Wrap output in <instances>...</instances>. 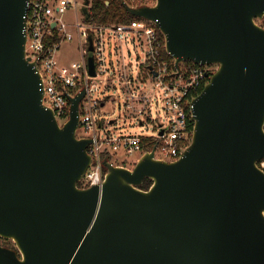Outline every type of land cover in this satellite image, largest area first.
<instances>
[{
  "label": "water",
  "instance_id": "obj_1",
  "mask_svg": "<svg viewBox=\"0 0 264 264\" xmlns=\"http://www.w3.org/2000/svg\"><path fill=\"white\" fill-rule=\"evenodd\" d=\"M28 2L0 0V238L15 246L0 243V264H264V0L127 7L157 24L177 70L218 68L193 101L181 159L154 148L133 168L106 160L91 188L78 185L93 164V140L77 137L86 91L68 97L62 125L44 104ZM88 64L96 76L92 54Z\"/></svg>",
  "mask_w": 264,
  "mask_h": 264
},
{
  "label": "built area",
  "instance_id": "obj_2",
  "mask_svg": "<svg viewBox=\"0 0 264 264\" xmlns=\"http://www.w3.org/2000/svg\"><path fill=\"white\" fill-rule=\"evenodd\" d=\"M94 1L97 0H29L26 17V58L35 62L41 73L45 93L43 102L55 111L59 123H66L70 118L68 97L86 91L80 105V128L89 134L87 138L93 140L88 148L93 164L83 178V188L102 187L106 174L104 161L108 160L105 157L111 158L108 161L115 165L112 158L119 152L130 158L139 154L138 161L155 148L156 159L166 162L181 159L193 140V101L208 84L207 75L215 73L211 71L213 66H188L184 63L177 70L175 61L173 68L172 62L165 55V37L155 22L136 17L128 24L99 23L92 19ZM99 1L108 7L117 0ZM122 2L130 8L153 7L157 4V0ZM84 8L89 11V20L83 13ZM257 23L264 28V19L257 20ZM110 32L115 35L121 47L128 44L136 47L138 44L145 49L146 63L142 65L138 77L144 87L134 88L137 81L125 73H119V79L127 89L125 108L137 117L142 127L146 121H150L153 108L159 107L157 95L160 96L168 121L160 124L153 136H112L104 130L103 122L96 118L104 102L94 94L100 93L102 88L112 87L116 72L111 71L114 44L107 41ZM76 34L81 62L62 65L59 57L61 46L74 41ZM56 36L61 40L49 43ZM90 37L94 45L92 53L89 52ZM91 54L95 58L94 77L90 74L88 64ZM102 131H105L104 134ZM261 167L264 169V161Z\"/></svg>",
  "mask_w": 264,
  "mask_h": 264
},
{
  "label": "rangeland",
  "instance_id": "obj_3",
  "mask_svg": "<svg viewBox=\"0 0 264 264\" xmlns=\"http://www.w3.org/2000/svg\"><path fill=\"white\" fill-rule=\"evenodd\" d=\"M77 35L78 34H76L74 41L66 42L61 46L59 56L67 65L81 62V52ZM107 41L114 44L111 71L115 70L116 72L113 77V86L102 88L100 93L94 94L95 97H98V99L102 100L105 104L104 106L100 105L99 112L96 113V118L98 121L103 122L104 130L109 132L112 136H153L159 125L167 123L168 121V116H166L164 112L160 96L157 95L159 107L153 108L150 121H146L145 126L142 127L137 117L128 112L125 108L127 89L119 79V73H125L132 76V78L137 81L134 84V88L142 89L144 87L138 77L142 65L146 63L145 49L141 48L138 44H136V47L131 46V44L122 45L121 47L112 32L107 34ZM217 68V66H213L211 71L214 73ZM60 124L62 125L64 123L60 121ZM105 131H102V134H104ZM77 137H89V134L86 133L83 128H80ZM139 156L140 155L137 154L133 158H130L123 152H119L114 155L112 161L115 165H126L129 168H133Z\"/></svg>",
  "mask_w": 264,
  "mask_h": 264
},
{
  "label": "trees",
  "instance_id": "obj_4",
  "mask_svg": "<svg viewBox=\"0 0 264 264\" xmlns=\"http://www.w3.org/2000/svg\"><path fill=\"white\" fill-rule=\"evenodd\" d=\"M92 19L102 23V24H121V23H130L131 21L135 20L136 17L132 16L128 11L127 7L123 4L122 0L113 1L110 3V5L107 7L106 4L102 1H94L93 7H92ZM61 39H59L57 36L53 38L49 43L58 42ZM169 61L172 62V67L174 68V60L169 57V55L166 54ZM184 65H195L192 61H187L184 63ZM202 92V90H201ZM70 106V103H69ZM105 159L110 160L111 158L105 157ZM262 163V162H261ZM261 163H259V166L261 167ZM105 169V168H104ZM106 172V169H105ZM153 184L151 179H146L142 186L140 187L142 190H149L151 185ZM80 188H83V183L80 182L79 184ZM0 243L10 249L15 250V246L11 241H4L0 238Z\"/></svg>",
  "mask_w": 264,
  "mask_h": 264
},
{
  "label": "crops",
  "instance_id": "obj_5",
  "mask_svg": "<svg viewBox=\"0 0 264 264\" xmlns=\"http://www.w3.org/2000/svg\"><path fill=\"white\" fill-rule=\"evenodd\" d=\"M59 57H60V56H59ZM60 61H61L62 65H67V63L64 62V61L62 60V58H60ZM104 105H105V104H104Z\"/></svg>",
  "mask_w": 264,
  "mask_h": 264
}]
</instances>
